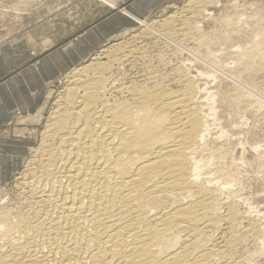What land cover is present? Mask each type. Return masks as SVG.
I'll return each mask as SVG.
<instances>
[{
  "label": "bare ground",
  "instance_id": "bare-ground-1",
  "mask_svg": "<svg viewBox=\"0 0 264 264\" xmlns=\"http://www.w3.org/2000/svg\"><path fill=\"white\" fill-rule=\"evenodd\" d=\"M219 2L188 0L184 10L162 21H140L143 30L133 44L103 49L67 74L65 91L17 184L18 206H0V264H244L233 258L244 241L263 252L260 221L242 210L234 189L250 152L257 156L253 163L264 166L261 146L246 147L260 135L249 142L223 125L237 114L264 120L257 100L243 88L218 92V100L205 81L215 74L197 69L195 75L178 59L167 77L162 74L166 79L153 76L155 71L125 81L116 67L148 53L136 45L146 36L163 45L162 56L171 43L170 53L177 54L182 43L193 41L195 58L225 76L228 67L206 59L212 60V47L255 37L242 16L201 30L212 16L208 8ZM253 19L264 25L259 13ZM257 31L264 45V26ZM263 48L237 53L241 68L233 79H245L254 91L264 74Z\"/></svg>",
  "mask_w": 264,
  "mask_h": 264
},
{
  "label": "rangeland",
  "instance_id": "rangeland-1",
  "mask_svg": "<svg viewBox=\"0 0 264 264\" xmlns=\"http://www.w3.org/2000/svg\"><path fill=\"white\" fill-rule=\"evenodd\" d=\"M129 1L130 0H0V48L7 45L11 46L22 44L29 48V50L31 51L30 53L32 56V60L29 65L37 66L41 57L49 52H52L57 47H63L65 49L67 47H72L73 44H83V38L84 36H86V32L90 28L96 26L102 20H104V15L110 12H112L111 14H113L114 12H120L124 16L128 17L129 20L121 19V25L123 26H117L113 24L109 25V28L111 29L115 28V26L119 27L116 28L118 29V32L113 37H110L107 42H104L103 44L97 46L95 50L90 52L91 55L81 63V65L88 64L91 62L92 58L101 54L103 49L106 50V48L108 49L110 46L119 44L121 42L133 44L131 43V41H134V38L138 36L137 34H141L140 32L143 30V27L140 26L142 21H150V23L152 21H162L168 16L184 10L186 2L188 0H186V2L182 1L177 4L170 3L160 11L156 12L146 19L136 17L131 13L129 14L127 8L122 6L123 3H127ZM116 7L122 8L125 13L121 10H116ZM208 10L212 16L208 18L206 17V21L204 19L201 20V18L198 17L200 21L204 20L201 24L203 26V29L201 30L205 29L204 32H210L212 30L219 29V23L222 18L229 17L232 21H234L239 16H242L248 20L247 26L249 29L246 32L251 31L253 38L255 37V39L253 40L252 38L247 37L240 40H233L228 44H218L217 46L215 44L212 47V60L208 57H206V59L211 65H216V67L220 65L228 67H224L226 72L225 76H223L224 74L220 71H217L216 69L215 71L213 69L215 67L208 65L201 58H195L196 56L191 52L194 46V49H196V44L193 41H190L191 43L188 42L189 45L187 42L182 43L184 44L182 47L183 50L180 48L179 53L177 52V54L170 53L174 52V50L172 49H175L176 44L171 43L173 48L171 47L172 49L170 48V51H166V56L164 54L162 56L161 52L165 50L163 49V45L162 47H160L159 45L161 44L158 43V40L155 43V38H153L154 40H150V37H147L148 40L146 41V36H141L140 38L138 37L139 39H137L138 41L136 40V42H138L136 45L140 48L144 47V49L142 48V51H146L145 53H147L148 50L147 54L150 56L144 54V60L143 58L141 59L140 56H136L137 60L139 59L138 61L135 60L136 58H131L132 61L129 60V62L124 64V68L120 65L118 68L117 65V69L120 70L119 72L122 71L121 75H123L125 81H134L138 80L139 77L142 80V76L144 75V73L153 74L155 71L156 74L154 73L155 75L153 76H163L168 73L167 71H169L170 68L175 69L176 66L174 64L179 63L178 65H180V62L185 61L187 62H184L187 65V68H190V71L195 75H197L198 71H201L202 69V72L206 71V74L208 75H211L212 73L215 74L214 77H211L210 79L208 78V80L205 81L206 83L208 81V85L206 86L208 89L207 91L212 94L215 93L214 95H217L216 97L218 100V92L221 93L222 91L225 93L233 94L236 93L239 88H243L253 95V98L257 100V106L261 109V111H264V74H260L257 76V91H254L251 86L246 83L245 79H233L237 76V70L241 68L236 63V59H239L237 53L244 55L249 50H253L256 48L260 49L261 47H264L262 43L263 39H261L263 35H261L260 32L257 31L258 27H263L264 25L257 23L253 19V17L255 16V12L259 13L261 17L264 16V0H220L219 4L216 7H209ZM199 19L195 20L199 21ZM100 24L98 26H100ZM174 40L177 42L179 41L176 39V37L174 38ZM152 41H154V44H152ZM140 43L141 45H139ZM146 56H148V58ZM172 56H175L174 59L171 58ZM163 58L165 60H163ZM177 59L179 62L176 61ZM158 60L160 61V63ZM149 61L151 65L148 64ZM139 62L142 67L140 64L137 65V63ZM143 62L145 64L147 63L148 67H151L152 69L150 68L149 71V68L147 69ZM152 66H154V69ZM156 66L158 67L156 68ZM161 68L163 70H160ZM72 69L73 68L67 70L65 73L57 76L53 80H50L47 83L46 89H42L40 91L38 90L31 95L32 108L37 105V107H39L38 110H33L32 113L25 115H20L19 113H17L14 120L0 126V143H3L5 141L10 142V145L11 143L12 145L14 144V147H12L13 149H9V151L5 149V154L0 149V173L2 172L3 175H0L1 207L14 208L13 206H18L20 198L17 184L21 181V177H23L22 174H24L27 162L33 156V152L35 150L34 148L37 149L41 143V133L44 131L46 127L45 125H47L50 114L55 108V104H57L56 102H58L56 100L59 99L61 97V94L65 91V81L67 80V74H69ZM197 69L198 71L196 73ZM126 70L128 73L126 72ZM157 70H160L158 71L160 72V74L157 72ZM161 71H164V73H162ZM138 74L141 75L137 76ZM126 75L130 79L126 77ZM134 75H136L135 78H133ZM165 76H163V78ZM205 81L202 82L204 83ZM208 96L209 95H205V97ZM252 112L255 111L252 110ZM240 117L243 119H241ZM252 117L253 116L249 114H241V116L240 114H237L235 116L232 115L228 117V122L224 119L226 124H224V120L220 119V122L215 123V127L218 123L217 127L219 128V124L223 121L225 130H234L233 133L236 131L235 133L240 138L237 135L236 137L247 141L250 139L249 142L252 140L253 134H256L258 136L260 135L259 138H257L256 140L253 139L251 141L256 145H253V143L250 142V144H247L246 147L247 150H250L251 148L260 145L261 149L264 150V120H260L259 122L258 119ZM230 122H232L233 124ZM246 131L248 132V134ZM7 156L10 157L7 158ZM256 157L257 156L255 152H253V154L251 152L249 153V157L247 158L248 164L244 165V168L242 169L243 173H241L238 178L239 184L234 189L236 191V198H238V200H241V206L243 205L241 207L242 210H250L252 212L253 218L256 217L254 219H256V221L258 222L260 221L259 223H257V226L261 224L260 229L261 231H264V166L262 168H259L255 165V163H253ZM10 202L13 203V206ZM242 243L238 245L239 247H237V251L235 250L237 255L235 252L233 253V258L237 257L235 259L241 261L244 264H248V260L250 258H252V261L256 258L254 260L256 264H264V250L262 253L255 252L258 250L257 247L259 245H255L254 242L251 241H244ZM251 243L253 244L251 245ZM253 251L254 254H256L254 255L255 257L248 256V254H252ZM245 256L247 257V259ZM240 258H242V260L244 259L246 262L244 260H240ZM249 262L251 261L249 260Z\"/></svg>",
  "mask_w": 264,
  "mask_h": 264
},
{
  "label": "crops",
  "instance_id": "crops-1",
  "mask_svg": "<svg viewBox=\"0 0 264 264\" xmlns=\"http://www.w3.org/2000/svg\"><path fill=\"white\" fill-rule=\"evenodd\" d=\"M182 1L186 2V0H130L122 6L127 8L129 14L146 19L168 4ZM111 13L104 15L100 26L97 24L86 32L83 44H73L72 47L65 49L57 47L41 57L37 66L29 65L32 60L31 51L22 44L0 48V126L14 120L17 113L25 115L38 110L37 105L32 108L31 104V95L34 92L46 89L50 80L80 66L91 55L90 52L118 32L117 26H123L121 19L129 20L120 12ZM111 24L117 26L111 29L109 28ZM12 147L14 144L10 145V142L0 143V149L4 154L5 149L9 151L13 149ZM0 175L3 176L2 172Z\"/></svg>",
  "mask_w": 264,
  "mask_h": 264
}]
</instances>
